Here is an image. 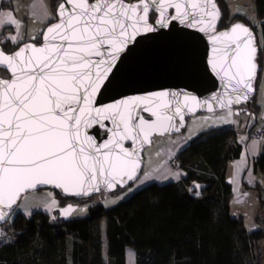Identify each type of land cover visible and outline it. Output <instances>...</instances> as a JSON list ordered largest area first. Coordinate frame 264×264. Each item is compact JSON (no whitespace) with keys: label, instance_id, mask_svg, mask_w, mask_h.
Returning <instances> with one entry per match:
<instances>
[{"label":"snow or ice","instance_id":"obj_1","mask_svg":"<svg viewBox=\"0 0 264 264\" xmlns=\"http://www.w3.org/2000/svg\"><path fill=\"white\" fill-rule=\"evenodd\" d=\"M65 3L73 6L71 11L65 8ZM168 7L176 11L171 19H180L182 23L190 16L192 20L198 16L199 23L214 27L221 16L215 0H185L183 4L173 3V0H138L137 3L64 0L57 10L60 22L44 33L46 41L49 33L59 35L60 43H49L42 48L25 45L14 53H5L0 47V67L12 77L10 80L0 79V206L10 209L17 203L20 193L38 184H53L65 193L87 196L101 191V184L110 190L117 183L125 182V176L128 180L135 178L138 165L132 159L134 153L122 149L124 157L113 158L109 142L95 147L94 153H86L83 145L91 144V139L81 141L80 124L82 119L86 122L87 117H91L92 109L86 111L81 102L87 105L91 96L104 84L111 64L141 27L144 32L155 31L148 23L150 9L158 13L157 24L168 27ZM188 9L192 10L191 13ZM4 25L19 28V22L10 15L0 19V26ZM200 30L205 31L206 28L201 27ZM219 35L235 45L236 51L231 57V67L235 71L230 79L235 81L234 102L239 103L241 99L246 100L247 93L251 91L257 49L253 46L250 29L240 23ZM6 39L15 44L19 36L11 35ZM52 40H55V35ZM29 49L39 55L25 59ZM92 55L106 59L93 63ZM93 67L98 69L95 73L92 72ZM153 95L164 97L168 93ZM122 103L107 105L105 111L119 115L127 132L131 113L125 116L119 110ZM95 113L97 117L103 115L99 108ZM176 115H181L179 108ZM167 119L169 124L173 120L172 117ZM148 127L153 131L168 130L159 118ZM142 133L147 140L149 133L143 129ZM111 143L119 147L118 141ZM45 207L51 205L46 204ZM73 211L69 205L61 210V216L66 218ZM8 215L0 209V220Z\"/></svg>","mask_w":264,"mask_h":264},{"label":"trees","instance_id":"obj_2","mask_svg":"<svg viewBox=\"0 0 264 264\" xmlns=\"http://www.w3.org/2000/svg\"><path fill=\"white\" fill-rule=\"evenodd\" d=\"M59 1H48L52 17L44 27L56 20L55 8ZM216 2L221 14L217 30L240 21L256 35V93L248 107L243 104L237 107L254 118L247 128L251 136L259 110L257 91L260 86L264 89V21H261L264 0H253L258 24L244 14L230 13L225 0ZM153 18L151 14L149 20L153 21ZM9 30L4 26L0 34V44L6 52H12L25 42L13 44L3 39ZM42 30L33 42H40ZM258 31L261 32V44ZM0 75L6 76V72L0 69ZM240 149L233 127L204 130L176 154L179 167L185 172L180 180L148 183L110 207L91 205L83 217L55 215L53 219L41 210L26 216L18 211V204L12 216L1 225L5 232L13 234V239L0 242V264H125L126 246L134 249L135 264H262L261 256L254 258L253 246L259 243L254 237L256 233H260L258 237H264V227L247 229L243 215L230 214L233 192L226 175V164L239 156ZM252 168L264 172V147ZM242 184L248 187L244 181ZM252 188L259 206L264 208V183L257 180ZM121 189L117 187L106 194ZM49 190L58 204L86 199L63 197L57 190ZM99 193L105 192L99 191L87 198ZM103 215L108 218L106 261L99 226Z\"/></svg>","mask_w":264,"mask_h":264},{"label":"water","instance_id":"obj_3","mask_svg":"<svg viewBox=\"0 0 264 264\" xmlns=\"http://www.w3.org/2000/svg\"><path fill=\"white\" fill-rule=\"evenodd\" d=\"M62 2L64 0H60L55 8L56 20L43 28L39 43L28 40L21 43L12 52H6L4 49L3 51L14 53L24 48L25 45L42 48L47 47L49 43H60L59 35L49 33V40L46 41L44 33L49 27L60 22L57 10ZM88 2L92 3L94 0H88ZM125 2L137 3L138 0H125ZM176 2L183 4L185 0H173V3ZM72 7L65 3V8L69 11L72 10ZM188 11L191 13L192 10L188 9ZM151 14L154 15V18L153 21L148 19V23L153 25L155 31L144 32L141 27L136 37L111 64V71L108 72L104 84L91 96L87 105L81 102V106L85 107L86 111L89 108L92 109L91 117H87L86 122L82 119L80 124L81 141L86 142L89 138L91 139V144L84 143L83 145L86 153H94L95 147L109 142L113 158L116 156L123 158L122 149L127 150L129 153H134L132 159L138 165L133 180H128L125 176V182L117 183L110 190L101 184V191L105 193L111 192L117 187L124 188L138 178L143 167V149L151 143L154 135L180 133L185 128L187 118L199 112H212L232 106L238 107L242 104L248 107L256 93L255 81L258 64L255 56L256 70L251 81V91L247 93L248 98L241 99L239 103L234 102L236 98V93L233 92L235 81L230 77L235 71L231 67V57L236 49L234 44L219 35L240 23L250 29L253 46L258 51L256 35L252 28L240 21H235L227 28L217 30L219 21L215 23L214 27L207 26L198 22V16L196 20H192L190 16L189 20L182 23L180 19H171V16L176 15L173 7L166 8V15L169 16L168 27H160L156 22L158 13L150 9L148 16L150 17ZM189 23L192 26H189ZM201 27H205L206 30L201 31ZM54 35L55 40H52ZM0 47H2L1 44ZM34 55H39V53H33L29 49L25 54V59ZM90 59L95 63L98 60L106 59V57L92 55ZM0 69L6 72V76L0 75V79L10 80L12 78L5 68L0 67ZM97 70L96 67L92 68L93 73ZM84 83H87L86 79ZM161 92L168 93V95L164 97L153 95ZM230 101L233 102L230 103ZM117 102H124L120 104L119 110L125 116L129 112L131 113L127 132H125L119 115L112 111H105V106L114 105ZM97 108L102 110L103 115L96 116L95 109ZM177 108L181 111L182 119L181 115H176ZM77 114L79 115V113ZM168 117L173 118L170 124ZM158 118L168 126L167 131L163 129L153 131L148 127V125L156 123ZM142 129L149 133L147 140H145ZM112 141H118L119 147L111 143ZM101 151L103 152L104 149ZM119 179L118 176L117 180ZM46 188L57 190L63 197L75 199H84L98 193L92 192L87 196H78L71 192L65 193L62 188H57L53 184H38L35 188L25 189L20 193L17 203L10 209L0 206V209L9 213L6 219L0 220V225L12 216L25 193Z\"/></svg>","mask_w":264,"mask_h":264},{"label":"crops","instance_id":"obj_4","mask_svg":"<svg viewBox=\"0 0 264 264\" xmlns=\"http://www.w3.org/2000/svg\"><path fill=\"white\" fill-rule=\"evenodd\" d=\"M48 1L49 0H0V3H3V6L0 7V19H4L5 16L10 15L14 20L19 22V28L15 25H4L8 26L10 30L5 32L3 39L18 34V42L32 40L37 36L44 25L52 17L48 9ZM226 2L228 4V1ZM253 12L255 13V8H253ZM4 26H0V34ZM9 41L11 42V40ZM257 102L259 103V110L257 113L256 125L261 118H264V89L262 86H260L257 91ZM237 113L238 112L235 114ZM245 114L247 115L246 119L243 120L239 117L237 125V115L227 117L226 121L229 122V125H224L231 126L236 130V141L241 147L239 156L228 161L226 164V175L230 178L233 192L232 201L237 204H243V202H245L244 198L242 201L237 199L238 194L244 193L246 194L245 197L250 195L251 191L256 194V191L252 188L255 182L258 180L260 183H264V172H256L252 168L253 161L264 147V134L257 138L248 135L247 128L254 118L252 114L248 112H245ZM241 121H243L242 124L240 123ZM188 141L189 138L180 135L170 138L167 144L161 148L164 153L163 159L160 163H154L150 166L146 174L140 179L139 185L142 187L151 182L162 184L167 181L180 180L185 175L184 170L181 168L170 167L168 165V160L170 157L176 155L177 152L188 143ZM237 165H239V170L237 169ZM177 174H179V178H176ZM242 181H244L248 187H244ZM37 196L42 198L43 202L41 204L39 201L34 202V205L28 203L30 210L32 207L44 208L46 204L51 205L52 207L55 204L54 200L51 199L47 193L40 192ZM38 204L39 206H37ZM24 209L26 208L19 207V211L26 216H29L33 212L29 211L28 213L30 214H26ZM125 264H135V252L131 246L125 247Z\"/></svg>","mask_w":264,"mask_h":264},{"label":"rangeland","instance_id":"obj_5","mask_svg":"<svg viewBox=\"0 0 264 264\" xmlns=\"http://www.w3.org/2000/svg\"><path fill=\"white\" fill-rule=\"evenodd\" d=\"M226 1H228L230 13L244 14L247 17H249L252 21H256L257 24L259 23V20L256 18L255 13L253 12V8H254L253 0H226ZM261 21H264V16H262ZM258 38L261 44L262 39H261L260 31H258ZM237 109H238L237 107L232 106L212 112H199L187 118L185 128L180 133L173 135L170 134L154 135L151 140V143L145 146L143 149V167L140 172V175L134 182L124 187L120 191H117L112 194L99 193L90 198H86L82 201L74 202L72 200H68L62 204H58L50 195L51 191L49 189H40L25 193L21 197L18 206V211H19V207L26 208L24 209L26 213H28L29 211L41 210L44 212H48L51 215V217H54L55 215L61 216V210L71 205L74 211L68 217H83L87 215L89 207L93 204H102L104 207H110L116 204L118 201L125 199L126 197H128L130 194H132L134 191H136L141 187L139 185L140 179L144 174H146V172L149 170L152 164L154 163L157 164L161 162V160L164 157V153L161 148L167 144L170 138L180 135L183 137H187L190 140L204 130H208L210 128L222 127L224 125H229L228 124L229 122L226 121V118L233 117L235 115L238 116V118L236 119L237 121L236 125H237L239 121V117L240 119L245 120L247 116L245 114L246 111H241ZM236 112L238 113L235 114ZM240 123L242 124L243 121H241ZM40 192L47 193L50 196V198L54 200L55 204L49 208L32 207V209L30 210V206H28V203H32L34 205L35 204L34 202L39 201L40 204L43 202V199L39 198L38 197L39 195L37 196V194ZM243 198L245 201L243 202V204L241 203L237 204L234 203L233 201L231 202L230 214L234 216L238 214L243 215V223L247 229L264 227V208H262L261 206L259 207L256 194L252 191L250 192V195H247V197H245L244 193L238 194L237 199H240L242 201ZM37 206H39V204ZM81 209H83L84 211H80ZM107 219H108L107 215H103L99 220L101 240H102V254L105 261L107 259V255H106ZM0 232H2L3 235L5 234V231L3 230V227L1 225H0ZM3 235H0V240ZM258 236H260V233H256L254 236L255 240L259 239V243L257 242V245L253 246V255L255 259H259V257L261 256L260 258L261 262L262 264H264V237H258Z\"/></svg>","mask_w":264,"mask_h":264},{"label":"built area","instance_id":"obj_6","mask_svg":"<svg viewBox=\"0 0 264 264\" xmlns=\"http://www.w3.org/2000/svg\"><path fill=\"white\" fill-rule=\"evenodd\" d=\"M264 134V118H261L257 125L252 129L251 136L254 138L260 137ZM168 165L173 168H180L178 164V159L176 158V155L170 157L168 160ZM13 239V234L11 232H5V234L2 236L0 242L6 243L10 242Z\"/></svg>","mask_w":264,"mask_h":264},{"label":"bare ground","instance_id":"obj_7","mask_svg":"<svg viewBox=\"0 0 264 264\" xmlns=\"http://www.w3.org/2000/svg\"><path fill=\"white\" fill-rule=\"evenodd\" d=\"M250 136V135H249Z\"/></svg>","mask_w":264,"mask_h":264}]
</instances>
